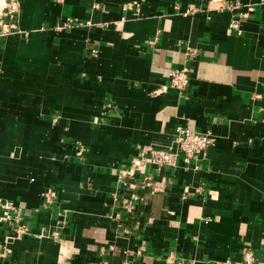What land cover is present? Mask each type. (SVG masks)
I'll use <instances>...</instances> for the list:
<instances>
[{
  "label": "crops",
  "instance_id": "0c3cea01",
  "mask_svg": "<svg viewBox=\"0 0 264 264\" xmlns=\"http://www.w3.org/2000/svg\"><path fill=\"white\" fill-rule=\"evenodd\" d=\"M126 1L19 0L0 36V196L29 227L0 264H215L245 246L264 264V0H238L254 2L241 32L229 0ZM182 64L186 93H154ZM177 124L215 143L129 197L116 167Z\"/></svg>",
  "mask_w": 264,
  "mask_h": 264
},
{
  "label": "built area",
  "instance_id": "2783aa9c",
  "mask_svg": "<svg viewBox=\"0 0 264 264\" xmlns=\"http://www.w3.org/2000/svg\"><path fill=\"white\" fill-rule=\"evenodd\" d=\"M138 0H128L123 5L124 9L137 10L139 5ZM219 7H230L235 9V13L229 20L228 27L234 28L236 32H241V26L239 19L241 17H248V15L254 9V2H239L238 0H229L227 2H221ZM19 12V0H4V3L0 6V36L4 37L11 30L14 29L17 22V14ZM188 47V46H186ZM189 51L194 52L195 49L188 47ZM193 68L187 64L176 65L171 67L168 72V78L153 89L154 93L164 91L171 87H177L182 93H186V85L190 80L191 71ZM254 97H263L264 93L260 91L253 92ZM216 134L210 129H194L186 124H177L172 133L170 143L167 145H145L140 150L132 154L129 159L123 165L116 167L115 175L118 180H121L123 184H127L130 191L128 196L135 198L136 194L134 187L138 184H152V175L150 166L159 169L163 164L175 165L177 157L187 162L197 152H206V149L211 144L215 143ZM136 174L139 177H135ZM187 190V185L184 186ZM56 193V188L53 185L48 186L43 194V201L49 203ZM124 201L127 203L129 199L125 197ZM0 221H3L7 225V231L5 232V240H0V255H4L11 250L9 245L10 239L14 236H19L28 232V224L23 220L22 214L18 208L17 202L6 197L0 196ZM53 233L55 229L51 230ZM168 255L167 258H169ZM256 255L248 247L241 248V254L236 258H223L215 261V264H253ZM179 264V263H177Z\"/></svg>",
  "mask_w": 264,
  "mask_h": 264
},
{
  "label": "bare ground",
  "instance_id": "6f19581e",
  "mask_svg": "<svg viewBox=\"0 0 264 264\" xmlns=\"http://www.w3.org/2000/svg\"><path fill=\"white\" fill-rule=\"evenodd\" d=\"M4 3V0H0V6Z\"/></svg>",
  "mask_w": 264,
  "mask_h": 264
}]
</instances>
